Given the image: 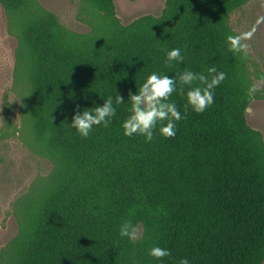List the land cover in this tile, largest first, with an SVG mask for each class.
Masks as SVG:
<instances>
[{
  "label": "trees",
  "instance_id": "1",
  "mask_svg": "<svg viewBox=\"0 0 264 264\" xmlns=\"http://www.w3.org/2000/svg\"><path fill=\"white\" fill-rule=\"evenodd\" d=\"M0 1L19 44L20 132L52 164L43 184L16 208L28 264H118V226L125 219H142L143 242L170 250L163 264L182 256L191 264H259L264 187L231 117L235 80L248 84L247 58L226 40L233 35L228 16L246 0H167L168 24L146 19L127 26L115 17L113 0H82L87 33L66 28L38 0ZM172 47L181 48L182 62L166 60ZM213 65L226 76L203 112L185 111V97L171 94L184 116L174 136L157 133L146 141L123 134L128 94L149 73L176 76L189 68L208 74ZM116 94L124 101L107 126L93 125L81 137L69 124L77 106ZM141 241L132 240L130 264H141Z\"/></svg>",
  "mask_w": 264,
  "mask_h": 264
},
{
  "label": "rangeland",
  "instance_id": "2",
  "mask_svg": "<svg viewBox=\"0 0 264 264\" xmlns=\"http://www.w3.org/2000/svg\"><path fill=\"white\" fill-rule=\"evenodd\" d=\"M40 5L56 15L66 28L87 33L90 27L82 20V0H38ZM115 17L123 26L144 23L151 19L158 24H168L173 19L171 5L167 0H113ZM228 27L233 35L251 32L242 42L248 45L239 52L247 58L248 84L240 79L238 95L231 117L237 126L239 141L246 151L251 166L260 177L264 187V0H246L234 8L228 16ZM160 22V23H159ZM112 39L111 36H106ZM19 44L10 34L5 10L0 1V264H28V247L25 238H19L17 204L27 199L35 185L43 184L51 162L34 153L20 132L22 126L21 101L15 87ZM23 65V64H22ZM19 68H22L20 66ZM67 175L57 179L62 182ZM138 219V217H136ZM264 218V214H263ZM143 220L133 224L137 237H121L118 264H130L131 243L142 240L138 247L141 264H158L149 259L151 240L143 242ZM260 250H264V230ZM259 264H264V258Z\"/></svg>",
  "mask_w": 264,
  "mask_h": 264
},
{
  "label": "clouds",
  "instance_id": "3",
  "mask_svg": "<svg viewBox=\"0 0 264 264\" xmlns=\"http://www.w3.org/2000/svg\"><path fill=\"white\" fill-rule=\"evenodd\" d=\"M251 32L232 35L228 34L226 40L229 42L230 50L240 51L248 47L242 40L250 37ZM166 60L169 63L182 62L184 55L179 47H172L166 51ZM77 63V62H76ZM207 73L195 72L185 68L178 75H168L152 71L140 84L135 92H129L127 108L128 115L121 121V128L125 136L133 134L142 135L146 141H151L155 134L171 137L176 132V122L183 119V113L178 109L175 101L170 99L175 91L185 97L183 105L185 111L189 107L195 112H203L214 102L215 86L219 85L226 76L223 71H218L213 65L207 69ZM179 82V87L177 86ZM199 83H195V82ZM102 104L92 102V106L74 110L69 123L81 137H87L92 131L93 125L103 124L107 126L117 113L115 105L121 104L124 99L116 94L103 98ZM119 235L129 239L137 237L135 225L131 220L125 219L118 226ZM148 254L157 259L158 264H163L160 258L170 255V250L160 245H153L148 249ZM177 264H191L190 258L182 256Z\"/></svg>",
  "mask_w": 264,
  "mask_h": 264
}]
</instances>
